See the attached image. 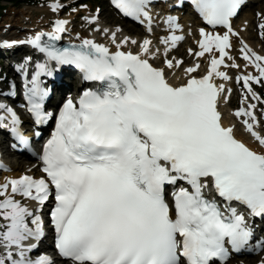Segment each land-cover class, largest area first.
<instances>
[{
  "label": "snow or ice",
  "instance_id": "6c2138e0",
  "mask_svg": "<svg viewBox=\"0 0 264 264\" xmlns=\"http://www.w3.org/2000/svg\"><path fill=\"white\" fill-rule=\"evenodd\" d=\"M111 2L153 31L152 0ZM245 2L191 0L213 28H200L199 50H188L195 57L209 54L203 75L195 74L199 62L182 68V60L168 58L183 39L176 34L181 25L173 15L163 18L169 31L160 38L165 45L160 67L150 62L160 49L154 50L149 38L118 40L119 28L103 29L115 51L87 38L58 47L68 31L67 19L57 18L50 31L11 42L42 54L30 80L31 57L16 66L25 76L26 108L36 126L53 116L45 111L50 89L41 77L71 65L97 87L84 90L75 101L69 97L55 114V127L38 157L45 175L5 176L0 183V264H55L48 254L29 255L44 235L40 213L50 199L55 249L71 264H227L230 250L264 251V237L250 243L255 239L252 218L264 220V124L256 115L257 104L249 100L264 103L252 88L253 83L264 87V55L239 39L243 68L251 66L258 74L237 75L243 95L234 115L257 149L237 137L235 123H224L220 104L231 89L217 83V78L231 80L221 66L241 67L229 50L240 35L232 20ZM63 7L59 0L49 4L53 12ZM257 15L264 37V13ZM86 19L99 30L97 15ZM129 43L139 50H123ZM181 69L183 82L170 83L166 70L175 76ZM9 126L20 145H30L16 112L0 103V127ZM0 170L8 169L0 164ZM168 186L171 204L165 199ZM22 200L35 201L37 207ZM257 264H264V258Z\"/></svg>",
  "mask_w": 264,
  "mask_h": 264
},
{
  "label": "rangeland",
  "instance_id": "374dc122",
  "mask_svg": "<svg viewBox=\"0 0 264 264\" xmlns=\"http://www.w3.org/2000/svg\"><path fill=\"white\" fill-rule=\"evenodd\" d=\"M54 2V0H45L42 1L38 5L34 6H18V7H13V6H6L5 10H3L2 15L0 16V43L1 41L8 40V38L11 37V33L15 31H20L22 33L19 36H23L26 33L25 30H21L18 26H15L9 22H11V18H18L19 13L24 14L26 18L33 20V21H43L45 19H48L49 22H54L56 19L55 18H63L70 16L71 18V23L74 25L76 29H78L80 32L89 35L91 31L93 32L94 26H90L87 23L86 17L88 15H97L98 16V23L102 25H106L109 28H119L120 31H123L124 29H127L122 21H120L106 6L104 0H86L85 3L79 6H73L75 2H78V0H59L61 4L64 5V7L57 12L51 11L49 8V4ZM252 4L249 5V7L245 8L242 13L240 14L239 18L236 20V25L238 24H245L247 26L246 21H242L244 19V15L249 14L251 15L252 18V26H248L247 32H251L252 36L248 37V39L254 43H257L260 45V49L262 52H264V38L260 41L259 35L254 31V27L256 26V13H264V1L260 2H255V0L251 1ZM4 5V4H3ZM73 9H76V11H73ZM98 10V11H97ZM47 11V12H46ZM24 12V13H23ZM255 19V22H254ZM109 21V22H108ZM107 22V23H106ZM258 21L257 23H259ZM256 23V24H257ZM122 29V30H121ZM129 30V29H128ZM119 31V32H120ZM95 37L99 36L98 33L94 34ZM132 35V33L130 34ZM10 41V40H9ZM188 43H191L188 42ZM190 49V47H189ZM188 44L185 42L180 48L178 49L180 52V56L182 57H187L186 61H188V64L192 62V58L190 57L188 53ZM8 51H5V49L0 48V68L3 70L4 73H6V60L5 57ZM177 54H179L177 52ZM189 57V58H188ZM7 74V73H6ZM2 78V75H0ZM7 77H10L7 75ZM75 79H72V82ZM2 85V84H1ZM258 91L264 95V87L261 85L256 86ZM234 97L232 98L231 102L229 103L230 108H236L240 103H241V98H242V93L239 89L236 87L234 88ZM261 124H264V113L261 112ZM9 158H12L13 160L16 158L17 160H21L18 157H12L9 156ZM23 162V161H22ZM0 223H3L2 220H0ZM264 254V252L262 253ZM263 255H258L255 256L254 258L250 259L251 264H254L255 262L259 261L262 258ZM248 262V261H247ZM240 264L238 260H234L233 264Z\"/></svg>",
  "mask_w": 264,
  "mask_h": 264
},
{
  "label": "bare ground",
  "instance_id": "6f19581e",
  "mask_svg": "<svg viewBox=\"0 0 264 264\" xmlns=\"http://www.w3.org/2000/svg\"><path fill=\"white\" fill-rule=\"evenodd\" d=\"M251 1L252 0H249V2H248L249 5H250V3H252ZM249 5H247V7H249ZM89 16L90 15L87 14V17H89ZM239 16H240V14L236 17V19H234L233 24L236 23V20L239 18ZM55 19H57V18H55ZM60 19H67L69 21V24L67 25L68 31L63 34L64 36L62 37V39L64 38V40H73V41H81L82 39H85V38L93 39V40H95L98 43L105 44L106 46H108L111 49V51H115L114 45H112L110 43V34L104 33L103 29L104 28H108V29H111V30H115L116 28H109L106 25H102V24L98 23L99 24V30L93 31L89 35H87V33L84 34V33L80 32L78 29H76L74 27V25L71 23L70 16L63 17V18H60ZM242 21H246L247 26L244 23L243 24H238V25L235 24L236 29L240 31V38H243L244 41L248 45H250V47L253 50L257 51L261 55H264V52H262L261 49H260V45L257 44V43H254V42H252V41H250L248 39V37L252 36L251 32H247L246 31V30H248V28H247L248 26H252L251 23H252L253 20L251 18V15H249V14L244 15V19ZM189 22L190 21L187 20L186 17H182L181 18V22L180 23H181V25L183 27V30H184L185 34L188 36L186 42L188 43L191 40H193V43H196V35H194V33H196L198 28H197V25H196L195 21L191 22L190 24H189ZM9 23H11V24H13L15 26H18L19 28H21V30H25L24 33H26V34L23 35L22 37H27L30 34H34L36 31H40V30H46L47 31L48 29L51 28L53 22L52 21L49 22L48 19H45L43 21H33V20H30V19L26 18L24 14L19 13V17L18 18H11V22H9ZM87 23H89L88 20H87ZM94 26L97 28V23L96 22L94 23ZM125 27L127 28L126 25H125ZM161 29L162 28L160 26L155 25V30L154 31H160ZM127 31L129 32L128 28L124 29L123 31L118 32L117 33V39L119 40V39L123 38L124 36H129ZM95 33H98L99 36L95 37V35H94ZM21 34L22 33H20V31L12 32L11 33V37L8 38V41L9 40L10 41H18L20 39V37H21L19 35H21ZM141 36L142 37L144 36V34H142V32L136 34L135 36H129V37L133 38V39H136L139 42V41L143 40ZM239 39L238 38L237 39H233L234 51H232V53L234 55V58H235L236 51L239 50V48H240ZM151 41H152V39H151ZM152 47L155 50V45L154 44H152ZM124 48L133 49V50L137 51L138 50V45H131L129 43V44L124 45L123 49ZM161 52H162V50H161ZM171 55H172L173 58H175L178 55L177 51L172 52ZM207 57H208V55L205 54L204 57H200V60L206 61ZM153 60H154V58H153ZM235 62L238 64V60L236 58H235ZM194 63L195 62L192 60L191 64H188V61L185 60L183 62L182 68H186L188 66H191ZM207 65H208V63L206 64V67H205L203 72H205L207 70ZM240 66H241L240 67L241 71H244V72L250 71L248 69L245 70L243 68V65H240ZM166 73H167V75L169 77L170 83L178 84L180 82H183L182 69L181 70H177L175 76H173L172 72L169 71V70H166ZM176 77H180L181 79L178 80ZM232 86L233 85L231 84L230 85V89L232 88ZM70 93H72V92H70ZM220 110L223 113L224 123L226 125L230 124V123H235L236 124V135H237V137L242 139L249 147L257 149L258 148L257 142H254L242 130L240 125H238L236 123V118L233 117L234 110H232L228 104H225V102L223 100L221 102ZM0 147H1V145H0ZM4 163L9 167L10 171L7 172V173H2L1 174L0 183L3 182V179H4L5 176L18 177L21 174H25L26 173V174L32 175V174L37 172V167H36L35 163H24V162L19 161L17 159L13 160L12 158H9V153L7 151H4ZM17 199H20V198L17 197ZM24 203H26L30 208H33V209L36 208L32 203H27V202H24ZM254 264H257V262H255Z\"/></svg>",
  "mask_w": 264,
  "mask_h": 264
},
{
  "label": "trees",
  "instance_id": "16d2710c",
  "mask_svg": "<svg viewBox=\"0 0 264 264\" xmlns=\"http://www.w3.org/2000/svg\"><path fill=\"white\" fill-rule=\"evenodd\" d=\"M43 0H0V16L2 15V11L5 9L6 5H11L14 7H18L21 5H37ZM5 3V5H3Z\"/></svg>",
  "mask_w": 264,
  "mask_h": 264
}]
</instances>
